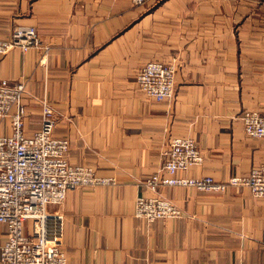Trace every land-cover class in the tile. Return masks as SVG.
I'll return each mask as SVG.
<instances>
[{"label": "crops", "instance_id": "obj_1", "mask_svg": "<svg viewBox=\"0 0 264 264\" xmlns=\"http://www.w3.org/2000/svg\"><path fill=\"white\" fill-rule=\"evenodd\" d=\"M15 25L34 26L51 46L45 57L0 54V80L25 83V134L39 128L45 97L69 163L115 178L48 206L63 218L68 264H264V199L248 187L164 186L159 196L181 215L134 216L172 136L192 137L204 156L179 175L220 181L264 164V138L248 136L241 119L245 109L264 113V0H0V38ZM151 60L175 64L171 101L137 82ZM0 131L10 132L8 119ZM5 236L0 223V245Z\"/></svg>", "mask_w": 264, "mask_h": 264}, {"label": "built area", "instance_id": "obj_2", "mask_svg": "<svg viewBox=\"0 0 264 264\" xmlns=\"http://www.w3.org/2000/svg\"><path fill=\"white\" fill-rule=\"evenodd\" d=\"M32 48L42 50L43 57L51 49L50 44L42 42L34 26L15 25L6 38H0V54ZM174 75L173 61L151 60L139 69L137 82L153 100L171 101L175 94ZM24 92L23 81L0 80V119H8L10 123V132L0 131V223L6 226L0 263L68 264L61 246L63 218L48 206L61 203L70 190L113 184L115 178L98 174L88 164L69 163V140L54 136L56 118L45 97L41 99L40 126L32 135H26ZM241 119L248 136L264 138V113L245 109ZM163 155L160 168L143 180L147 193L135 199L134 216L147 222L181 215L179 207L159 196L158 191L164 186H187L210 192L245 186L252 196L264 199V164L220 181L210 175H179L204 160L197 143L189 136H172ZM26 222L30 223L27 230Z\"/></svg>", "mask_w": 264, "mask_h": 264}, {"label": "rangeland", "instance_id": "obj_3", "mask_svg": "<svg viewBox=\"0 0 264 264\" xmlns=\"http://www.w3.org/2000/svg\"><path fill=\"white\" fill-rule=\"evenodd\" d=\"M175 95V94H174Z\"/></svg>", "mask_w": 264, "mask_h": 264}]
</instances>
